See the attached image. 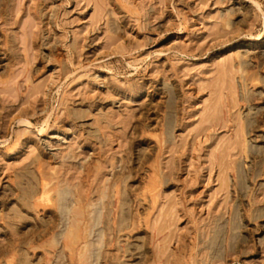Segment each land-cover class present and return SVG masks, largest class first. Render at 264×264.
<instances>
[{"label": "rangeland", "instance_id": "obj_1", "mask_svg": "<svg viewBox=\"0 0 264 264\" xmlns=\"http://www.w3.org/2000/svg\"><path fill=\"white\" fill-rule=\"evenodd\" d=\"M0 264H264V0H0Z\"/></svg>", "mask_w": 264, "mask_h": 264}, {"label": "bare ground", "instance_id": "obj_2", "mask_svg": "<svg viewBox=\"0 0 264 264\" xmlns=\"http://www.w3.org/2000/svg\"><path fill=\"white\" fill-rule=\"evenodd\" d=\"M42 129V128H41ZM48 175V174H47ZM44 181V180H43ZM224 182V181H223ZM48 183V182H47ZM48 188V187H47ZM88 207V206H87ZM77 231V230H76ZM166 260V259H165Z\"/></svg>", "mask_w": 264, "mask_h": 264}]
</instances>
